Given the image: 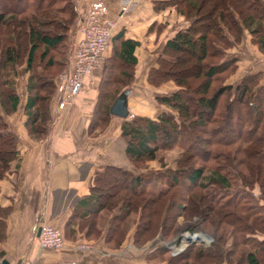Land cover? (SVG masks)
Returning <instances> with one entry per match:
<instances>
[{"label": "trees", "instance_id": "16d2710c", "mask_svg": "<svg viewBox=\"0 0 264 264\" xmlns=\"http://www.w3.org/2000/svg\"><path fill=\"white\" fill-rule=\"evenodd\" d=\"M155 1L157 8L171 1L189 22L166 40L157 56L158 65L152 66L147 76L153 86L169 80L175 82L176 87L169 93L156 95L157 101L168 108L157 118L141 114L122 116L121 135L133 165L107 164L97 169L91 194L75 208L63 234L65 238H74L78 230L86 228V237L100 236L103 229L99 215L108 209L113 212L104 236L108 243L121 245L132 225L136 243L158 234L167 237L172 233V223L165 227L162 221L157 224L152 220L148 227L151 231L142 230L144 203L147 199H167L162 215L176 225L174 217L191 216L200 209L190 208L185 203V190H180V186L193 187L195 198L209 199L200 211L205 215L204 228L213 231L217 241L208 247L192 242L171 254L166 264H242L240 258L246 264H262L263 72L248 70L239 80L230 81L239 57H225L228 48L246 31L264 51V0H211L205 12L204 0ZM79 19L75 0H11L9 6L0 10V23L5 27L4 36H0V179L20 152L15 131L5 119L6 114L18 109L21 101L19 67L23 66L27 73L25 125L32 137L44 138L54 118V78L68 65L71 30L77 28ZM112 38L111 51L102 66L90 132L107 128L114 104L123 98L126 105L135 80V49L140 41L128 37L123 28L114 31ZM177 145L183 152L174 166L166 167L158 151ZM151 159H159L162 168H148L144 162ZM256 184L259 193L254 191ZM176 202L178 212H170L169 205ZM212 212L218 218L215 221H209ZM8 213L9 208L0 204V241L6 238ZM133 215L134 219L129 221L128 217ZM227 236L233 244L240 239L251 247L241 249V255L235 256L238 245L226 248L221 242ZM160 248L170 250L166 245Z\"/></svg>", "mask_w": 264, "mask_h": 264}, {"label": "crops", "instance_id": "0c3cea01", "mask_svg": "<svg viewBox=\"0 0 264 264\" xmlns=\"http://www.w3.org/2000/svg\"><path fill=\"white\" fill-rule=\"evenodd\" d=\"M92 1L75 0L82 13ZM120 1L107 0V16L117 19L114 31L123 28L128 37L140 41L135 49L138 61L135 80L127 96V117L141 114L157 118L165 105L157 101L156 95L169 93L175 86L166 87L169 82L153 86L147 76L150 68L156 64L163 42L174 33L168 36L166 28L161 32L151 26L159 16V11L154 10L153 0H141L132 12L124 15L119 12ZM175 16L178 19H174L177 24L174 32L189 23L178 12ZM181 17L183 20L179 21ZM77 34L76 41L73 38L75 43L81 32ZM242 41L232 48L239 57L238 77L248 70L263 71L264 74V52L252 43L249 31H246ZM26 75L21 84L22 91L18 84L21 94L18 109L5 115L10 128L15 131L20 152L6 175L0 179V204L9 208L5 217L6 238L0 241L3 258L8 259L7 264H149L144 259L143 247L133 241L135 227L120 247L105 243L104 236L113 215L108 209H103L99 215V225L103 229L99 238L86 237L85 228L78 230L74 238L66 237L62 248L41 245L38 233L40 222L47 220L65 233L71 214L75 208H79L83 198L91 194L97 169H103L107 164L131 167L133 163L126 152V140L121 135V115L114 113L105 130L89 131L99 95L101 68L85 78L74 104L58 111L56 102L52 101L51 112L53 117L57 114V118L47 136L39 139L32 137L25 125ZM76 239H97V251L83 253L76 247Z\"/></svg>", "mask_w": 264, "mask_h": 264}, {"label": "rangeland", "instance_id": "374dc122", "mask_svg": "<svg viewBox=\"0 0 264 264\" xmlns=\"http://www.w3.org/2000/svg\"><path fill=\"white\" fill-rule=\"evenodd\" d=\"M23 1L25 2L26 0H23ZM155 3H156V1L153 0L154 10L155 11H159V16L155 18L156 20H154L152 22L151 26L153 28H157L161 32L166 28V33H167L168 36H170L173 33H175L173 29L177 25L174 22V19H178L175 16V13L177 14V12H178L177 8H176V6L171 4V1L169 3H164L163 6H161L159 8L156 7ZM210 3H211V0L202 1V6H203L204 12L206 10H208ZM10 4H11V0H0V10H2L4 5L6 7V6H9ZM158 4L160 5L162 3H158ZM83 15H84V12L82 13V12L79 11V17H83ZM182 20L183 19L181 17V20L179 19V21H182ZM79 21H80V19H79ZM4 28L5 27L0 23V36L1 35L4 36V34H5ZM16 31H17V28H16ZM77 32L78 33L80 32L79 26H77V28H75V29L72 28V30H71L72 44H71V47L69 49L71 56H72L74 48H75V44H76L75 43V41H76L75 38L78 35ZM245 36H246V32H244V34L242 35V37H241V39L239 41L235 42V44L232 47L228 48V55H226L225 58L230 57L232 54H236L235 51H232V48L235 47V46L237 47V44L238 45L241 44L243 42L242 40L245 38ZM73 38L75 40L74 42H73ZM161 38H163V37H161ZM112 41H113V38H111L109 47L107 49L109 53L111 51ZM251 41H252V43H254L253 40H252V35H251ZM165 42L166 41L163 42L159 53H161V51L163 50ZM255 44L258 46V48H259V50L261 52H264V51H262L260 49V47H259V45L257 43H255ZM106 53H107V51H106ZM106 53H105V56L107 55ZM105 56H104V58H105ZM104 60L105 59H103V62L101 64V66L99 67V68H101V70H102V66L104 64ZM157 65H158V63H157V58H156V64L154 66H157ZM239 65H240V63H239ZM239 65H238V68L236 69V71L234 73H232V75L229 77L230 81H237V80H239L241 78L242 75L240 77H238ZM65 68H63L62 70H64ZM19 72H20V74H19V78H18V84H20V91H22L21 88L23 89V87L21 86V84L24 82L23 81V77H25V73H26L25 68H23V66H20L19 67ZM59 73L54 78V80H55L54 81V83H55V91L53 93L54 95L52 96V99L54 101H55V98L57 96L56 81H57V77H58ZM262 76H263L262 77V81L264 82V74ZM235 77L236 78L238 77V79L236 80ZM167 82H169V84L166 85V87H170V88L173 87V86L176 87V84H175V82L173 80L166 81V82L162 83L161 85H163V84H165ZM113 86H114V84H113ZM166 108H168V107L165 105L164 109H166ZM52 115H53V113H52ZM55 117H56V115L53 118V123L52 124L55 123ZM130 117H132V116H130ZM52 124H51V126H52ZM182 152H183V148L177 145V146H174L172 148H162V149H160L158 151V154H159V158H163L164 159V161H165V163L167 165L166 167H168V166L170 167V166H174L175 165L176 159L181 155ZM144 163L147 165L148 168H162L161 167L162 165H161V162H160L159 159L147 160ZM180 190H185V194H186L185 203L187 205H189L190 208L197 207V208H200V209H198V212H196V214H193L191 216H188V215H185V214H180V215H177V216L175 215L176 217H174V218L177 219L176 225H175L173 220H170L171 218L168 219V217H163V215H162L163 214V209L166 207L167 199L162 200V202L161 201L157 202V201H153V200H150V199H147V201H146V197L144 198L146 202L144 203L145 215H144V218H143L144 228L142 230H146V228H148L151 225V221L152 220H155L157 224H159L160 221H162V223L165 224V227L169 226L171 223H172V226H173L172 227V233L169 236H167V237H162L160 234H158V235H155L154 237H152V238H150L148 240H142L140 243H136L134 241V239H133L135 244H137L139 247H143L144 259L147 260V262L149 264H166V260L169 258V256L171 254L176 253V252H178L180 250H183L188 244H190L192 242L199 243L202 246L208 247V246H211L213 243H215V241H217L214 232L210 231L209 229H205L204 228L205 215H204V212L200 211L201 208H204L205 203L208 202L209 199L206 198L205 200L204 199H200L199 200L198 198H195L194 194H193V187L191 188V187H181L180 186ZM254 191L256 193L260 192V187H259L258 184H256V186L254 188ZM260 202L264 204V200L261 199ZM177 205H178V202L169 205L168 210L170 212H178V206ZM188 213L190 214V211ZM149 218H150V222L148 221ZM216 218H217L216 215L212 212L210 214V220L209 221H215ZM133 219H134V215L132 217H128L129 221H132ZM147 221H148V225H147ZM218 221H219V223H221L220 220H217V222ZM99 222H100V220H99ZM193 225H196L195 227H197V228L196 229H191V227H193ZM133 227H134V225H132L129 228V230L127 232V235L130 232V230L133 229ZM150 229L148 231H151ZM170 236H172V237H170ZM261 236H263V235H261ZM94 238H99V236L93 237V238H90V239H94ZM96 240H94V241H89V240L83 241V240H77L76 239V240H74V242H75L76 246H78V243H80V242L90 243L91 246H92V248L90 250H88V249H86V250L85 249H79L83 253H86V252L97 251L98 248L96 247V242H97ZM104 241H105V243L108 246H111V247H120L121 246V245L117 246V245H113L111 243H108L105 238H104ZM123 241H122V243H123ZM221 242L224 244L223 246H226V248L232 247L233 245H238V248L235 249L236 250L235 251V253H236L235 256H238V257L241 255V249L251 247L250 243H246L244 241H241L240 239L238 240L237 244L236 243L233 244L234 243L233 239L231 237H229V236H227L226 239L224 238V240H222ZM164 245L168 246L170 248V250L168 251V250H163L162 248H160V246L162 247ZM158 248H160V249H158ZM240 261H241L242 264H246V262L244 261L243 258H240ZM173 264H178V263H173ZM262 264H264V262Z\"/></svg>", "mask_w": 264, "mask_h": 264}, {"label": "built area", "instance_id": "2783aa9c", "mask_svg": "<svg viewBox=\"0 0 264 264\" xmlns=\"http://www.w3.org/2000/svg\"><path fill=\"white\" fill-rule=\"evenodd\" d=\"M141 0H121L120 15L132 12ZM109 5L107 0H93L89 3L83 17H80L78 26L81 36L75 44L72 56L70 55L67 67L62 70L56 81L57 96L56 109L68 108L83 87L85 78L91 76L102 64L105 53L117 24V19L107 16ZM55 120L57 114H55ZM39 239L42 246L62 248L66 238L61 228L47 220L40 222ZM78 249L92 248L90 243L80 242ZM3 259L0 253V263Z\"/></svg>", "mask_w": 264, "mask_h": 264}, {"label": "water", "instance_id": "95a60500", "mask_svg": "<svg viewBox=\"0 0 264 264\" xmlns=\"http://www.w3.org/2000/svg\"><path fill=\"white\" fill-rule=\"evenodd\" d=\"M112 111L113 113L119 114L121 116L127 115V106L123 103V98H120L117 100V102L113 106ZM40 230H41V227L39 226L38 233H40ZM7 263H8V259L3 258L1 261V264H7Z\"/></svg>", "mask_w": 264, "mask_h": 264}]
</instances>
